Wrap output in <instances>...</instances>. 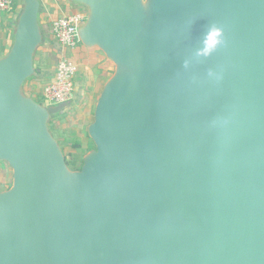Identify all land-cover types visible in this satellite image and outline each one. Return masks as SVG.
Masks as SVG:
<instances>
[{
    "label": "water",
    "instance_id": "95a60500",
    "mask_svg": "<svg viewBox=\"0 0 264 264\" xmlns=\"http://www.w3.org/2000/svg\"><path fill=\"white\" fill-rule=\"evenodd\" d=\"M69 1L115 72L71 170L50 125L74 97L24 92L44 35L23 0L0 58V264H264V0Z\"/></svg>",
    "mask_w": 264,
    "mask_h": 264
},
{
    "label": "crops",
    "instance_id": "0c3cea01",
    "mask_svg": "<svg viewBox=\"0 0 264 264\" xmlns=\"http://www.w3.org/2000/svg\"><path fill=\"white\" fill-rule=\"evenodd\" d=\"M40 2L39 23L43 31L44 42L35 55L37 74L29 79L24 86L25 94L35 100L36 97L41 98L43 86L54 77L57 62L62 55L73 56L74 52L77 51L76 49L74 52L68 53L58 45L51 33L52 24L72 9L81 7L69 0H40ZM22 3L23 0H14L15 11L12 15H8V13L0 14V58L10 49L15 18L22 7ZM83 48L85 50L81 49L79 58L73 59L79 68L75 79L74 99L70 108L63 114L73 108H78L79 110L85 108V110L83 114L79 112L77 120L58 128V130L64 128L67 133H60L59 137L57 136L58 138L55 137L63 145L64 149L71 148L73 151L83 149L84 153H86L85 151H88V149L85 148V145H88L91 141L87 134V128L93 122L96 104L105 84L114 74L115 66L98 48H87L85 46ZM38 59H40V67L37 66ZM54 119L56 118H52V120ZM75 145H78V147L76 148ZM84 156H81V160ZM12 176L13 173L10 167L3 163L0 171V191H5L9 188L8 183L11 181Z\"/></svg>",
    "mask_w": 264,
    "mask_h": 264
},
{
    "label": "built area",
    "instance_id": "2783aa9c",
    "mask_svg": "<svg viewBox=\"0 0 264 264\" xmlns=\"http://www.w3.org/2000/svg\"><path fill=\"white\" fill-rule=\"evenodd\" d=\"M14 0H0V14L14 13ZM86 20V11L82 7L74 8L52 24V36L58 45L66 52H74L81 44L78 30ZM79 71L78 65L70 55L63 54L58 60L54 77L42 89L43 103L62 104L73 99L75 79ZM2 163H0L1 171Z\"/></svg>",
    "mask_w": 264,
    "mask_h": 264
},
{
    "label": "rangeland",
    "instance_id": "374dc122",
    "mask_svg": "<svg viewBox=\"0 0 264 264\" xmlns=\"http://www.w3.org/2000/svg\"><path fill=\"white\" fill-rule=\"evenodd\" d=\"M81 49H84L83 46H82V44H80L78 46L77 51L74 52L73 56L71 55L72 60L73 59L76 60V59L79 58V55H81ZM39 57H40V54H39ZM37 66L38 67L41 66L40 59H38ZM36 100L39 103L44 102V100L41 99L40 97H36ZM84 110H85V108H82L81 110H79L78 108H73L71 111L66 112L65 114H63L61 116L54 117L56 119L52 120V122H51V129L54 132L55 136L57 137L60 133L61 134L67 133L66 130H64V128H62L61 130H58V128H60V127H62L64 125H68L70 122L77 120V117L79 116V112L81 114H83L84 113ZM93 111H94V109H93ZM85 146H86L85 148L88 149V151H85L86 153H84V150L83 149L73 151V149H71V148H65L64 149V147H63V149L65 151L64 154H65L67 160L72 161V159L70 157V154H74L76 156V158H77L78 164H81V158H82L81 156L86 155L89 151H91L92 149H94V144L91 141L89 142L88 145H85ZM87 149H85V150H87ZM12 183H13V178L8 183L9 187H10V185H12Z\"/></svg>",
    "mask_w": 264,
    "mask_h": 264
},
{
    "label": "clouds",
    "instance_id": "9594fccd",
    "mask_svg": "<svg viewBox=\"0 0 264 264\" xmlns=\"http://www.w3.org/2000/svg\"><path fill=\"white\" fill-rule=\"evenodd\" d=\"M222 43H223L222 30L217 27H211L208 30V39L205 42V47L200 53V55H203V56L210 55Z\"/></svg>",
    "mask_w": 264,
    "mask_h": 264
},
{
    "label": "trees",
    "instance_id": "16d2710c",
    "mask_svg": "<svg viewBox=\"0 0 264 264\" xmlns=\"http://www.w3.org/2000/svg\"><path fill=\"white\" fill-rule=\"evenodd\" d=\"M75 146H76V148L78 147V145H75ZM94 148H95V146H94ZM70 157H71L72 161H69L66 158L69 168L71 170H75V171L79 170L81 168L82 160H81V164H78L77 158H76V156L74 154H70Z\"/></svg>",
    "mask_w": 264,
    "mask_h": 264
}]
</instances>
